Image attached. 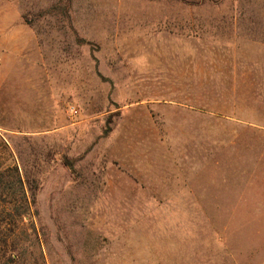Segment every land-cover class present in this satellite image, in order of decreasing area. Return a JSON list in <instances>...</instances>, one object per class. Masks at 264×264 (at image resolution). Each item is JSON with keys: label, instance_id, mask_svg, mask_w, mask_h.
<instances>
[{"label": "rangeland", "instance_id": "374dc122", "mask_svg": "<svg viewBox=\"0 0 264 264\" xmlns=\"http://www.w3.org/2000/svg\"><path fill=\"white\" fill-rule=\"evenodd\" d=\"M0 136L22 264H228L264 215L214 211L264 207V0H0Z\"/></svg>", "mask_w": 264, "mask_h": 264}, {"label": "trees", "instance_id": "16d2710c", "mask_svg": "<svg viewBox=\"0 0 264 264\" xmlns=\"http://www.w3.org/2000/svg\"><path fill=\"white\" fill-rule=\"evenodd\" d=\"M36 188L34 181L23 180L11 148L0 136V264L23 262L24 218L32 211ZM33 227L29 237L36 240L38 234Z\"/></svg>", "mask_w": 264, "mask_h": 264}, {"label": "crops", "instance_id": "0c3cea01", "mask_svg": "<svg viewBox=\"0 0 264 264\" xmlns=\"http://www.w3.org/2000/svg\"><path fill=\"white\" fill-rule=\"evenodd\" d=\"M199 209L201 212H209V210H205L203 206L199 207ZM251 209L259 210L260 212L264 211V207L262 206L246 207L240 210L234 207L217 206L214 211L239 213L247 212ZM262 214H264V212H262ZM235 218L237 217L233 218L230 216V220L224 222L225 226L229 229L244 231L239 232L240 236L238 238H236V232L230 233L227 238V243L222 247L223 251L230 257L228 264H264V215L258 216L254 220L245 221H234ZM186 235L188 236V233ZM200 235L204 236L205 233L201 232ZM220 264L222 263L220 262Z\"/></svg>", "mask_w": 264, "mask_h": 264}, {"label": "built area", "instance_id": "2783aa9c", "mask_svg": "<svg viewBox=\"0 0 264 264\" xmlns=\"http://www.w3.org/2000/svg\"><path fill=\"white\" fill-rule=\"evenodd\" d=\"M68 111L70 113H73L74 114L75 113V108L73 106H71V107H69Z\"/></svg>", "mask_w": 264, "mask_h": 264}]
</instances>
